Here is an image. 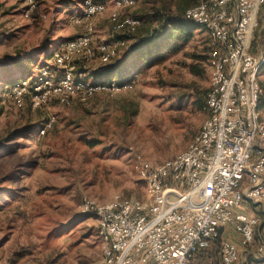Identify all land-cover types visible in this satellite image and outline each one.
<instances>
[{
  "label": "rangeland",
  "instance_id": "rangeland-1",
  "mask_svg": "<svg viewBox=\"0 0 264 264\" xmlns=\"http://www.w3.org/2000/svg\"><path fill=\"white\" fill-rule=\"evenodd\" d=\"M102 1L109 5L113 0ZM199 1L135 0L120 12L139 18L140 26L114 32L109 10L84 16L85 0H33L28 15L27 0H0V264H104L98 222L82 212L83 197L101 202L115 195L145 198L134 156L142 154L152 163L175 156L188 147L207 116L212 44L203 27L196 24L188 38L173 33L152 50L150 60L145 50L132 46L164 30L166 16ZM85 34L92 38L94 55H71L65 67L52 70L48 90L59 82L63 68L75 79L104 83L131 77V88L66 95L51 91L38 107L32 106L27 89L21 102L15 98L6 81L23 74L3 67L11 57H32L26 77L33 81L44 64H53L56 48ZM121 41L125 44L111 63H103L99 48ZM258 43H264L262 27L252 38L254 52ZM45 47L50 59L41 50ZM259 78L264 84V66ZM259 110L264 117V107ZM239 210L264 222L261 206L245 200ZM228 236L240 249L234 264H253L261 256L257 235L250 245L233 229ZM220 245L217 239L200 253L198 263L223 264Z\"/></svg>",
  "mask_w": 264,
  "mask_h": 264
},
{
  "label": "built area",
  "instance_id": "built-area-1",
  "mask_svg": "<svg viewBox=\"0 0 264 264\" xmlns=\"http://www.w3.org/2000/svg\"><path fill=\"white\" fill-rule=\"evenodd\" d=\"M27 1L26 15L34 4ZM134 5L135 0H113L109 5L85 0L83 14L92 17L109 10L114 32L135 31L140 19L120 12ZM185 17L203 27L211 39L207 116L188 147L175 156L161 163H152L142 154L134 156L145 198L115 195L101 202L83 197L82 212L94 215L98 222L104 264H199L200 253L217 239L221 262L234 264L240 249L222 237L226 228L239 233L247 245L257 235L261 256L253 264H264V222L239 210L245 200L264 210V117L259 110L264 43H258L255 52L251 48L255 31L264 28V0H200L186 10ZM124 44L102 45L100 60L108 63ZM75 53L85 58L94 55L90 34L61 44L53 61L65 67ZM62 72L52 90H48L53 86L51 73L43 68L33 84L31 79L23 80L10 91L21 102L29 90L32 106L38 107L51 91L92 94L132 87L131 77L104 83L75 79L69 69ZM258 227H262L259 233Z\"/></svg>",
  "mask_w": 264,
  "mask_h": 264
},
{
  "label": "trees",
  "instance_id": "trees-1",
  "mask_svg": "<svg viewBox=\"0 0 264 264\" xmlns=\"http://www.w3.org/2000/svg\"><path fill=\"white\" fill-rule=\"evenodd\" d=\"M190 7V6H189ZM186 6L182 7L179 11L178 14L176 15H168L163 19V27L165 28L164 30H155L153 32H150L149 34L145 35L144 37H142L138 42H136L132 48L133 50H140L143 51L145 50L144 56L146 57V60H150L149 57L151 55L152 50L160 47L162 44H164V42L162 41H170L172 39L173 33H177L181 36V38H188L192 36V31L194 29H196L198 26L191 20L186 19L185 17V12L186 10L189 8ZM43 50V53L47 52V59H50L51 56V50H48V48H44L41 49ZM147 50V51H146ZM24 60H27V63H24ZM32 62V57L31 56H27L25 59L21 57L20 54H18L17 56H13L10 58L9 61V66L7 65V63H5L3 65V67L5 69L8 68V70H12V68L15 70V72H13V74H23L22 77H11V79H9V81H6V84H11V88L14 87L16 84L20 83L23 80H27L28 77H26V72L30 70V64ZM111 61H109L108 63L105 64H110ZM113 66L115 67V64L110 65V68H113ZM45 68L47 69L50 73L53 71H57L58 69V65L55 64L53 62V64H49L46 63L42 66V69ZM8 72V71H7ZM197 72V71H195ZM25 74V75H24ZM21 78V79H20ZM32 80V79H31ZM125 80V78L119 77L118 78V82H123ZM34 83V80L31 84ZM262 84V83H261ZM263 86V90H264V84H262ZM10 88V90H11ZM207 94V93H206ZM264 107V92L263 95L260 98V102H259V109ZM14 139V137H11ZM210 248H208L207 250H204L202 252H206L208 251ZM219 253H220V249H219Z\"/></svg>",
  "mask_w": 264,
  "mask_h": 264
},
{
  "label": "crops",
  "instance_id": "crops-1",
  "mask_svg": "<svg viewBox=\"0 0 264 264\" xmlns=\"http://www.w3.org/2000/svg\"><path fill=\"white\" fill-rule=\"evenodd\" d=\"M229 232H230V228H226V229L223 231L222 237H223V238H229V239H230V237L228 236Z\"/></svg>",
  "mask_w": 264,
  "mask_h": 264
}]
</instances>
